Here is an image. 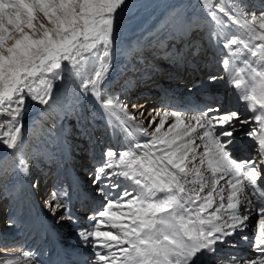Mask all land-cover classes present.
<instances>
[{"label":"snow or ice","instance_id":"1","mask_svg":"<svg viewBox=\"0 0 264 264\" xmlns=\"http://www.w3.org/2000/svg\"><path fill=\"white\" fill-rule=\"evenodd\" d=\"M127 4L128 0H0V144L19 153L18 168L25 175L21 113L26 97L49 105L53 82L63 79L65 69L96 65L79 91L91 96L106 117L120 112L128 121L135 120L127 104L103 92L117 19ZM231 4L201 0L209 36H216L226 50L221 63L228 83L246 102L249 115L218 106L190 116L165 111L159 122L147 121L155 125L152 133L120 120L126 133L135 129L149 138L130 142L118 152L107 149L92 174L104 202L94 216L86 217L90 224L78 235L93 244V259L99 264H204L205 256L216 254L217 244L229 243L227 237L246 228L247 213L253 209L261 217L254 237L257 255L234 257L227 264H264V187L259 183L264 179V12L242 10L238 0ZM41 14L47 23L37 27L34 22ZM218 78L224 77H209ZM169 116L174 123L162 131ZM237 124L248 126L244 136L255 153L248 159L231 156ZM205 164L210 178L201 171ZM221 181L230 189L226 205ZM69 196L67 189H56L45 205L55 215L57 208L67 209ZM65 216L76 222L67 211ZM102 225L108 230H101ZM23 255L35 259L30 252Z\"/></svg>","mask_w":264,"mask_h":264},{"label":"bare ground","instance_id":"2","mask_svg":"<svg viewBox=\"0 0 264 264\" xmlns=\"http://www.w3.org/2000/svg\"><path fill=\"white\" fill-rule=\"evenodd\" d=\"M142 1L144 0H134ZM214 2L223 3L226 7L232 6L231 0ZM244 2L240 4L242 10L264 12V0ZM123 13L117 19L111 66L105 77L103 92L106 97H116L127 104V111L135 116V120L128 121L120 112L115 116L106 117L91 96L84 97L79 91L82 80L96 67L92 63L84 64L79 70L65 69L63 79L53 82L49 105H40L26 97L21 119L24 125L22 152L27 160V175L18 168L19 153L0 144V207L3 203L7 206L6 213H1L0 210V254H3L0 256V264H36V261L42 264V256L38 259L31 257L25 259L23 254L30 252L40 256L47 247L48 252L55 247V251L60 255L71 253L70 250L77 246L86 248L82 253L87 255L95 251L93 244L78 235L81 229H86L90 224L86 217L94 216L104 202V197L96 193L92 184V174L99 164L95 156L110 148L118 152L130 142H143L149 138L135 129L131 130V134L126 133L120 120L146 128L148 133H152L155 125L149 126L147 121L155 119L159 122L164 118L165 111L180 110L190 116L205 109L204 107L218 106L221 111L236 110L245 116L249 115L245 111L246 102L238 99L234 86L228 83L221 63L226 50H222L218 45L216 36L210 38L209 18L201 7V0H166L161 10L156 11L138 27L133 21L127 20ZM40 22L47 23L42 15L34 23L38 27ZM123 23L125 27L121 30L119 26ZM182 66L185 72L178 73ZM243 75L246 77L247 71ZM212 76L224 78L211 81L209 77ZM159 85L168 91L173 89L179 94L178 100H188L186 104L190 107L179 105L160 107L157 103L159 95L162 97L159 100L169 105L172 104L170 103L172 99L164 88L161 90L157 88ZM204 98L207 99L205 106H198L197 103H202ZM132 105L138 107L133 108ZM188 116L185 117L186 125L189 124ZM172 123L174 117L166 118L162 131H167L168 125ZM191 124L195 125V121ZM247 127L237 124L233 142L229 146L231 156L237 160L248 159L255 154L250 139L244 136ZM88 133L89 136L92 133L94 137L88 139L89 146L84 148V139ZM197 143L201 142L197 140ZM86 150L95 152L91 161L85 153ZM202 151L201 144L198 152ZM62 162L65 169L59 171L58 175L60 173L66 175L71 193L65 198L68 200L67 209L57 208L53 215L52 210L45 205L52 192L48 189L39 191L38 188L40 182L47 176L49 167ZM196 164L199 166V160ZM201 171L205 177L210 178L211 174L207 171L206 164L201 167ZM122 182L127 183L123 179ZM261 182L263 183L264 179ZM34 184H38V187H33ZM219 187L224 188L226 205L229 186L225 181H221ZM23 188L25 190H22ZM87 188L89 189L86 190ZM88 191L92 193L88 195ZM247 191L246 187L245 192ZM16 192H22V196H26L25 201L28 200L26 203L30 213H24L20 217L14 214L12 218L10 213L13 212L14 199L11 197ZM45 192L46 195L43 196ZM240 195L243 197V193ZM91 196L98 198L100 204L97 207L91 202ZM216 202L219 204V196H216ZM70 204L73 212L78 213L76 221L80 220L79 222L70 221L65 216L67 211L75 217L70 210ZM240 212L241 215L246 214L243 206ZM247 214L249 220L246 222V228L243 231L237 230L234 235L227 237L229 243L217 244L216 254L205 256L204 264H227V261L234 257L251 259L257 255L254 237L261 217L255 209ZM8 215L12 218L10 221L6 220ZM61 216L65 218L61 220ZM253 217L256 218L255 226L249 228L247 223ZM101 230L108 229L102 225ZM72 255L71 253L70 256ZM88 262L93 264L90 259Z\"/></svg>","mask_w":264,"mask_h":264},{"label":"rangeland","instance_id":"3","mask_svg":"<svg viewBox=\"0 0 264 264\" xmlns=\"http://www.w3.org/2000/svg\"><path fill=\"white\" fill-rule=\"evenodd\" d=\"M129 1V4H127V7L124 9V13L125 14L124 16H127V20L129 21H133V23L136 24V27H138L140 24H142L144 21H146L147 19L150 18L151 15H153L156 11H159L161 10L164 5H165V2L166 0H144L142 2H134V0H128ZM133 1V2H132ZM246 0H238V3L239 4H244ZM128 9V10H127ZM127 12V13H126ZM151 13V14H150ZM42 15V14H41ZM128 21V22H129ZM123 26V27H122ZM124 23L119 26V28L122 30L124 28ZM201 31V30H200ZM199 31V32H200ZM202 51V50H201ZM147 100V99H146ZM91 135L89 136V133L88 135H86L84 141H85V146L84 148H86V146H89V142H88V139H91L94 137V135L92 133H90ZM89 136V137H88ZM85 153L88 155V159H90L89 161L92 160V158L94 157V153L95 152H92L89 150H86ZM104 151L100 153H98L96 156H95V160H99V163L100 161H102V159L104 158ZM89 155H91V157H89ZM102 155V156H101ZM22 190H25V188H23ZM1 193V191H0ZM90 194V192L88 193ZM21 196V199L26 198V196ZM91 202H93L95 204V206L97 207L98 204H100L98 198H95L93 196H91ZM23 202V201H22ZM78 214V213H77ZM76 219H78L77 216H75ZM255 219L256 218H252L248 223L247 225L249 226V228H253L255 226ZM78 221V220H77ZM76 221V222H77ZM80 221V220H79ZM78 221V222H79ZM81 225V224H80ZM250 245V244H249ZM248 246V245H247ZM249 247V246H248ZM240 250V249H239ZM104 251H107L106 249ZM2 252V251H1ZM0 256L2 257L3 254L1 253ZM94 256V252H93V255L91 256V259L93 258ZM99 262L96 261V264H98Z\"/></svg>","mask_w":264,"mask_h":264}]
</instances>
